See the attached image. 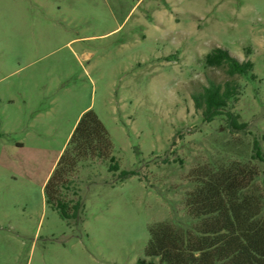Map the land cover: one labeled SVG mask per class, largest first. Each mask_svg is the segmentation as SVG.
I'll return each instance as SVG.
<instances>
[{
    "label": "rangeland",
    "instance_id": "rangeland-1",
    "mask_svg": "<svg viewBox=\"0 0 264 264\" xmlns=\"http://www.w3.org/2000/svg\"><path fill=\"white\" fill-rule=\"evenodd\" d=\"M215 48L250 74L206 67ZM209 81L239 84L230 132L191 99ZM92 110L120 171L93 161L75 177L82 208L63 220L44 186L77 118ZM264 156V0H0V264H139L149 227L187 226L202 168ZM156 262V261H155Z\"/></svg>",
    "mask_w": 264,
    "mask_h": 264
},
{
    "label": "trees",
    "instance_id": "trees-1",
    "mask_svg": "<svg viewBox=\"0 0 264 264\" xmlns=\"http://www.w3.org/2000/svg\"><path fill=\"white\" fill-rule=\"evenodd\" d=\"M206 67L223 69L230 78L252 79L253 65L239 62L227 51L215 48L203 58ZM241 94L239 84L209 81L191 99L204 122L223 117L230 132L246 130L232 104ZM113 145L97 115L88 110L77 118L74 129L44 186L46 204L63 220L75 219L82 208L75 177L93 161L108 162L109 172H119L123 181L136 175L120 171L112 155ZM252 159L264 162L258 141H253ZM258 172L245 163L231 162L195 173L194 189L184 200L185 224L158 223L149 227L144 255L155 261L139 264H264V182L255 185Z\"/></svg>",
    "mask_w": 264,
    "mask_h": 264
},
{
    "label": "crops",
    "instance_id": "crops-1",
    "mask_svg": "<svg viewBox=\"0 0 264 264\" xmlns=\"http://www.w3.org/2000/svg\"><path fill=\"white\" fill-rule=\"evenodd\" d=\"M79 117V116H78ZM59 156V155H58Z\"/></svg>",
    "mask_w": 264,
    "mask_h": 264
}]
</instances>
